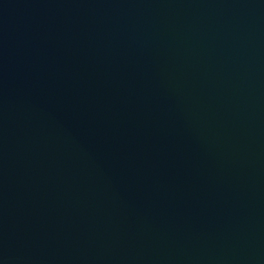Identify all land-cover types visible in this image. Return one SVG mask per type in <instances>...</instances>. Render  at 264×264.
<instances>
[{
    "label": "water",
    "instance_id": "obj_1",
    "mask_svg": "<svg viewBox=\"0 0 264 264\" xmlns=\"http://www.w3.org/2000/svg\"><path fill=\"white\" fill-rule=\"evenodd\" d=\"M0 264H264V0H0Z\"/></svg>",
    "mask_w": 264,
    "mask_h": 264
}]
</instances>
